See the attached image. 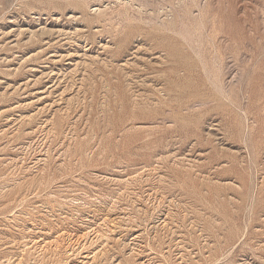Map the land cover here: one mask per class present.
Here are the masks:
<instances>
[{
	"label": "rangeland",
	"instance_id": "374dc122",
	"mask_svg": "<svg viewBox=\"0 0 264 264\" xmlns=\"http://www.w3.org/2000/svg\"><path fill=\"white\" fill-rule=\"evenodd\" d=\"M0 264H264V0H0Z\"/></svg>",
	"mask_w": 264,
	"mask_h": 264
}]
</instances>
